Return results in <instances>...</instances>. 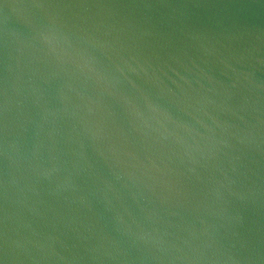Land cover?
<instances>
[{
    "label": "water",
    "instance_id": "obj_1",
    "mask_svg": "<svg viewBox=\"0 0 264 264\" xmlns=\"http://www.w3.org/2000/svg\"><path fill=\"white\" fill-rule=\"evenodd\" d=\"M0 264H264V0H0Z\"/></svg>",
    "mask_w": 264,
    "mask_h": 264
}]
</instances>
